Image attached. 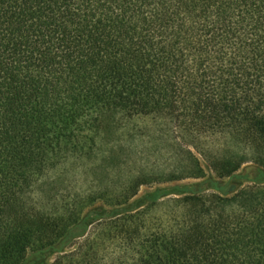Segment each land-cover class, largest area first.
<instances>
[{
	"label": "trees",
	"instance_id": "trees-1",
	"mask_svg": "<svg viewBox=\"0 0 264 264\" xmlns=\"http://www.w3.org/2000/svg\"><path fill=\"white\" fill-rule=\"evenodd\" d=\"M140 122L230 150L54 195ZM38 262L264 264V0H0V264Z\"/></svg>",
	"mask_w": 264,
	"mask_h": 264
},
{
	"label": "rangeland",
	"instance_id": "rangeland-1",
	"mask_svg": "<svg viewBox=\"0 0 264 264\" xmlns=\"http://www.w3.org/2000/svg\"><path fill=\"white\" fill-rule=\"evenodd\" d=\"M138 125H140V127L137 128L135 133L131 132V134H129L130 136H127L126 133H122L114 137L108 135L100 138L98 143H103V146L98 150L96 156H92L87 160L74 161L63 165L60 170V182L50 187V189L54 191V195L57 193L59 199L63 202H72L76 196H84L87 195L86 193L102 192L107 189V186H110L109 184L112 186L119 181L120 185V182L125 177L135 171L141 170L149 172L158 169L170 170L179 167V163H184L189 160L187 151H191L206 169V154H221L226 150H230L223 149L225 142L219 137H202L192 140L193 138L190 137H181L167 132L164 128L158 127L155 123L152 125V123L143 124L140 122ZM191 143H196L200 149H193L190 146ZM113 145H115L116 148L113 147ZM102 155L107 156L108 159L115 157L114 162L119 175L116 174V176L113 177L114 174L112 175V166L110 165L114 162H105ZM253 165L254 164L250 162L245 165V167L250 168L253 167ZM212 178L218 180L212 173L207 172L204 180L193 181L188 179L180 182L179 185L203 183L208 186L211 185L210 181ZM176 185L178 184L172 183L160 187L170 188ZM246 185L249 186L251 184ZM156 188H158L156 185L143 187L134 200L136 201L146 197L148 194L154 192ZM162 204L163 206L160 209L161 212L165 209L164 202ZM102 206L107 205L99 200L94 206L86 207L84 214L86 215ZM32 259L35 260L34 258ZM52 262L53 259L49 260L48 263ZM37 264H40V262Z\"/></svg>",
	"mask_w": 264,
	"mask_h": 264
}]
</instances>
